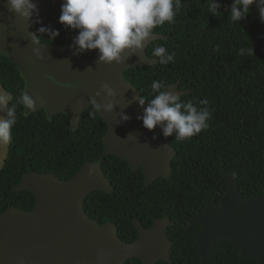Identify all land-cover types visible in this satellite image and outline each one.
Returning <instances> with one entry per match:
<instances>
[{"label": "trees", "instance_id": "16d2710c", "mask_svg": "<svg viewBox=\"0 0 264 264\" xmlns=\"http://www.w3.org/2000/svg\"><path fill=\"white\" fill-rule=\"evenodd\" d=\"M232 3L224 0L213 15L209 13L211 0H182L174 23L165 22L153 29L168 38L155 40L147 48L152 56L155 47L165 46L176 53L174 63L135 66L124 74L146 101L153 98L154 80L167 85L180 81L181 89L191 90L180 96L181 101H209V127L183 141L176 140L174 133L170 143L177 153L171 177H159L150 185L145 184L141 167L132 171L125 159L107 155L102 170L114 190L93 191L84 201L92 219L116 223L118 235L126 242L137 237L134 218L150 227L155 218L167 215L172 221L167 236L172 241L174 264H203L197 242L202 226L193 216L226 193L227 185L221 180L224 170L237 173V185L244 197L264 193V125L260 115L264 110V57L254 60L264 49V33L258 34L260 18L251 10L240 23L233 22ZM40 27L36 33L41 41L75 48L73 39L78 30L60 23L54 28L59 36L50 41L47 34L39 33ZM241 49L252 51L242 54ZM80 54L90 58L93 50ZM0 81L13 93L15 102L23 92L24 79L5 55H0ZM90 111L88 104L73 131L68 114L57 113L48 119L42 109L26 116L23 106L18 105V122L0 170V214L10 207L34 208L36 199L31 191L11 190L25 173H53L66 180L86 161L103 156L107 123L98 114L92 118ZM125 264L143 263L135 257ZM156 264L170 263L160 260ZM206 264L260 263L256 257L243 258L236 244L224 239L217 242Z\"/></svg>", "mask_w": 264, "mask_h": 264}, {"label": "water", "instance_id": "95a60500", "mask_svg": "<svg viewBox=\"0 0 264 264\" xmlns=\"http://www.w3.org/2000/svg\"><path fill=\"white\" fill-rule=\"evenodd\" d=\"M34 2L39 15L34 14L31 20L25 21L9 12L5 0H0V55L8 57L17 67L24 79L23 91L43 100V105L38 100L35 111L26 109V116L42 109L48 119L57 113L68 114L70 129L74 131L90 97L101 104L106 102L105 94L95 96L101 83H107L117 95L113 98V111L98 114L107 123L103 136L105 151L100 159L86 161L66 180L53 173L27 172L12 187V191H31L36 202L31 210L10 207L0 214V264H125L135 257L143 264H156L160 260L174 264L170 256L172 241L167 236V227L172 221L167 215L155 218L150 227L134 218L137 237L126 242L118 235L116 223H100L84 209V201L91 192L114 190L102 170L109 154L125 159L132 171L142 167L146 185L159 177H171V165L177 153L170 143L172 136L165 137L160 126L151 131L144 128L137 117L143 114L147 104H139L140 91L124 75L129 68L158 62L157 57L148 54L147 48L151 42L168 36L153 32L144 49L123 64L99 63L98 49L93 50L90 58H85L71 46L43 41L34 44L40 24L52 29L60 24L64 0ZM223 2L217 0L220 5ZM249 7L252 15L260 17L256 3ZM258 27V34H263L264 21L260 20ZM34 47L40 49L43 60L33 55ZM262 57L264 49L254 60ZM48 76H53L58 83ZM62 84L72 87H61ZM0 90L8 94L10 103L13 93L1 81ZM168 90L180 95L191 92L181 89L180 81L169 84ZM122 113L130 119L121 121ZM260 115L264 125V110ZM6 116V109L0 112V118ZM10 145L11 142L0 148V170L6 163ZM90 170H93L91 175ZM221 180L227 185L226 193L219 201L208 202L193 216L202 226L197 242L203 264L211 257L217 242L224 239L236 244L243 258L256 257L264 264V193L244 197L237 185V173L224 170Z\"/></svg>", "mask_w": 264, "mask_h": 264}, {"label": "clouds", "instance_id": "9594fccd", "mask_svg": "<svg viewBox=\"0 0 264 264\" xmlns=\"http://www.w3.org/2000/svg\"><path fill=\"white\" fill-rule=\"evenodd\" d=\"M253 3L257 4L260 11L259 18L264 21V0H233L230 6L231 20L240 23L249 14V6ZM181 5L182 0H64L59 21L66 27L78 30V34L73 39V45L78 53L98 49L99 63L123 64L144 49L145 42L154 36V28L164 25L165 22L168 24L175 22ZM5 7L25 21L31 20L34 14L39 15L38 5L34 0H5ZM220 7L217 0H211L209 13L215 15ZM38 31L47 34L50 41L59 36L58 30L43 24ZM33 43L40 44L41 37H34ZM240 51L243 54L252 50ZM33 55L39 60L44 59L38 47L33 48ZM152 56L158 58L157 63L167 66L169 63H174L176 53L174 51L170 53L165 46H158L153 49ZM47 78L58 83L53 76ZM61 87H72V85L62 84ZM151 89L153 98L146 101L143 96L139 97L141 106L147 104L143 114L137 117L138 120H142L144 128L151 131L160 126L165 137L175 133V139L183 141L209 127L211 111L207 98L195 102L181 101V95L169 91V85L161 80H154ZM102 93L105 94L106 100L103 104L90 97L89 115L92 118L97 114L100 115L102 111H113L116 91L107 83H101L95 96L100 97ZM38 100L43 105L41 97L34 99L24 90L15 98V102L11 97L9 103L8 94L0 90V112L6 109L7 113L6 118H0V148L9 145L12 140V129L18 122V105L23 106L26 115V109L31 112L36 110ZM129 119L128 115L121 114V121ZM92 171L90 170V175Z\"/></svg>", "mask_w": 264, "mask_h": 264}, {"label": "flooded vegetation", "instance_id": "af4514ba", "mask_svg": "<svg viewBox=\"0 0 264 264\" xmlns=\"http://www.w3.org/2000/svg\"><path fill=\"white\" fill-rule=\"evenodd\" d=\"M142 168V167H141Z\"/></svg>", "mask_w": 264, "mask_h": 264}]
</instances>
